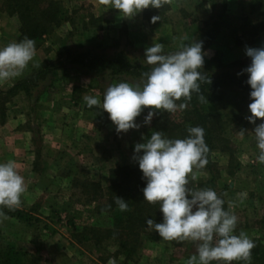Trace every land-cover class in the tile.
I'll return each mask as SVG.
<instances>
[{"label": "rangeland", "instance_id": "374dc122", "mask_svg": "<svg viewBox=\"0 0 264 264\" xmlns=\"http://www.w3.org/2000/svg\"><path fill=\"white\" fill-rule=\"evenodd\" d=\"M57 1L64 12L61 24L34 40L36 55L20 77L0 84L5 91L39 66L57 64L30 100L19 94L0 102V163L15 161L27 187L17 209L22 217L0 209L7 217L0 219V264H187L196 248L190 240L165 241L147 233L130 257L118 251L112 240L99 245L90 240L88 230L109 227L111 218L96 212V202L87 200L90 190L84 191L81 183L99 182L105 188L111 168L133 165L134 145L143 142L151 124L142 123L148 112L144 109L136 118L139 129L117 134L108 113L88 108L83 100L85 95L102 99L110 84L141 80L93 76L65 58L69 51L87 48L107 55L122 50L141 57L153 43L162 44L165 53L175 52L197 40L201 30L216 20L218 33L205 46L204 60L216 56L226 66L247 57L245 46H264V31L251 33L258 20L250 7L252 0H170L154 25L144 18L147 9L122 18L119 10L107 9L99 0ZM1 4L0 0V47L20 41L16 16L5 13ZM250 102L243 101L238 111L231 109V103L227 108L226 101L205 109L228 115L233 110L236 116L224 133L232 159L219 149L211 155L217 175L215 191L224 199L225 209L238 217L236 233L244 231L264 246V165L256 162L255 125L246 119ZM163 112L174 120L183 119L179 108ZM194 171L197 180L190 181L189 187L209 188V174L204 169ZM251 264L264 262L252 257Z\"/></svg>", "mask_w": 264, "mask_h": 264}, {"label": "clouds", "instance_id": "9594fccd", "mask_svg": "<svg viewBox=\"0 0 264 264\" xmlns=\"http://www.w3.org/2000/svg\"><path fill=\"white\" fill-rule=\"evenodd\" d=\"M107 9L119 10L122 18H132L148 8L161 9L170 0H99ZM159 15L150 22L159 21ZM203 41L193 40L175 52L165 53L160 43H153L144 52V61L151 66L142 73L139 83L110 84L102 99L85 95L88 108L103 109L115 125L117 134L139 129L136 118L148 109L142 123L150 125L158 111L173 113L186 109L193 93H200L202 83H210L201 69L204 65ZM36 55L35 41L24 37L0 47V84L20 77ZM250 63L238 75L247 74L250 86L247 121L255 125L252 133L258 150L256 162L264 165V46H245ZM203 102L205 97L199 95ZM257 119L260 122L257 124ZM185 138H169L161 131H152L150 137L134 145L132 160L138 164L142 179L143 199L159 205L162 220L147 218L148 229L155 231L165 241L195 243V255L187 264H251L254 240L244 232L236 233L238 217L226 210L224 199L212 188L189 187L197 180L195 170L208 164L209 148L205 131L200 126L187 128ZM244 131H241V135ZM27 187L13 160L0 163V209L17 210ZM114 203L120 211L128 204L116 196ZM0 211V219H6ZM110 264H115L114 261Z\"/></svg>", "mask_w": 264, "mask_h": 264}, {"label": "trees", "instance_id": "16d2710c", "mask_svg": "<svg viewBox=\"0 0 264 264\" xmlns=\"http://www.w3.org/2000/svg\"><path fill=\"white\" fill-rule=\"evenodd\" d=\"M1 3L3 11L10 16H16L18 20L19 40L24 37L33 40L41 39L58 27L64 16L62 5L57 0H1ZM250 7L256 11L258 16L251 32L254 36L259 31H264V0H252ZM166 9L167 5L161 9L149 8L145 11L144 18L149 25H154L150 22L151 17L154 15L160 17ZM207 26L197 35V40L203 41V49L215 39L219 23L213 20ZM65 59L87 74L93 76L107 74L110 78L117 79L129 77L141 80L142 73L151 69V66L145 63L144 55L141 57L129 55L122 50L107 55L87 48L80 51H69ZM249 63L250 58L248 57L234 60L226 66L221 64L216 56L204 60L201 71L208 77L210 83H202L200 93H193L191 101L186 102L183 98L181 101H177V104L184 102L188 105L186 109H181L183 119L177 121L170 118L165 112L158 111L151 122L149 132L145 136L148 138L152 131H161L169 138L182 139L188 135L187 128L202 127L209 148L208 164L204 170L209 174L207 184L209 188L214 190L217 175L211 155L215 149H219L226 152L232 159L233 151L224 133L228 121L234 120L236 116L233 114V110L231 112L232 118V115H228L229 112L223 114L220 110H206L205 108L226 101L227 108L230 107L231 103V109L237 111L241 109L243 101L249 99L251 89L246 83L247 74L238 75V73ZM55 70H57L56 63H45L39 66L32 74L18 80L7 90H0V102L4 103L19 94H24L30 100L33 97V91L40 82L44 81ZM199 95L205 97L203 102L199 100ZM145 183L142 179V172L135 161L133 165L111 168L108 174V184L105 188L99 182L81 183L84 191L90 190L87 192V200L96 202V212L104 213L108 218H111L109 227H93L88 230L90 240L94 241L95 245H99L105 240H112L118 245V251L130 257L136 253L144 234L158 235L155 231L148 229L145 223L147 218H152L156 222L162 220L159 205L143 199L142 188ZM116 196L126 200L127 211L119 210L114 203ZM99 198H103V202H99ZM9 213L17 217L23 215L18 210ZM252 257L264 262V246L256 244L252 249ZM238 264H242V262Z\"/></svg>", "mask_w": 264, "mask_h": 264}]
</instances>
